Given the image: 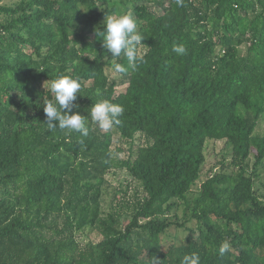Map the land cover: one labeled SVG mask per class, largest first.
Instances as JSON below:
<instances>
[{
	"label": "trees",
	"instance_id": "16d2710c",
	"mask_svg": "<svg viewBox=\"0 0 264 264\" xmlns=\"http://www.w3.org/2000/svg\"><path fill=\"white\" fill-rule=\"evenodd\" d=\"M4 1L0 264H181L193 253L200 264H264V0ZM125 13L145 37L144 63L110 78L107 68L127 60L104 52L94 29ZM63 75L81 84L73 112L86 117L88 137L46 124L43 100L54 97L41 82ZM105 99L124 108L113 126L129 143L123 158L90 116ZM139 134L148 142L136 147ZM208 140L228 150L203 177ZM112 168L143 191L117 193L104 215ZM180 201L196 228L163 248V236L184 226L170 215ZM88 228L99 236L81 243Z\"/></svg>",
	"mask_w": 264,
	"mask_h": 264
},
{
	"label": "clouds",
	"instance_id": "9594fccd",
	"mask_svg": "<svg viewBox=\"0 0 264 264\" xmlns=\"http://www.w3.org/2000/svg\"><path fill=\"white\" fill-rule=\"evenodd\" d=\"M175 2L178 6H183V0H175ZM102 24L104 30L101 31L99 27H96L94 34L96 39L102 38L104 52L115 58L123 56L127 60V67L121 63L113 64V71L121 74L127 73L129 69L135 71L139 65L144 63V56L139 53V50L145 40V37L138 31L136 19L128 13L112 14L105 16ZM172 51L180 56L187 54L183 44L174 43ZM80 90L79 80L68 75L59 76L48 84V91L54 97V100H43V111L49 129L58 128L65 133H79L82 137L89 136L86 117L73 112V109L78 107L74 102L78 96H81ZM123 113L122 105L113 104L105 99L91 106L90 116L99 129L108 131L114 125L121 123L120 117ZM229 247V244L224 242L220 246V254H225ZM159 261L154 257L150 264H159ZM181 264H200V257L193 253L185 256Z\"/></svg>",
	"mask_w": 264,
	"mask_h": 264
},
{
	"label": "rangeland",
	"instance_id": "374dc122",
	"mask_svg": "<svg viewBox=\"0 0 264 264\" xmlns=\"http://www.w3.org/2000/svg\"><path fill=\"white\" fill-rule=\"evenodd\" d=\"M16 0H6L3 3L6 4H14ZM125 7V6H123ZM126 8V7H125ZM1 17V16H0ZM139 52H143V49L141 48ZM107 73L110 78H116L118 77L119 73H116L113 71L112 67L107 68ZM46 82V83H45ZM47 86L49 83L47 80H44L41 82L40 86ZM124 87H120L119 89H123ZM262 125L258 128L257 132L259 134L264 133V123H261ZM104 131V130H103ZM113 133V141H112V149L116 151L118 148H122L123 151L118 152L119 158H123L126 155H128V149H129V143L127 140L122 138L120 134L115 132V129H111ZM148 141L145 140L144 137H142L141 134L136 136L135 140V146L139 147L141 145H146ZM137 148H135L136 150ZM228 149L225 147V142L223 140H208L206 143V154H207V161L204 164L202 175L203 177L207 172L210 171L211 168L215 167V163L220 159V154L226 152ZM227 161H230V157H227ZM261 172V178L264 180V166L261 167L259 170ZM106 182L103 185V194H102V212L104 215L110 213L112 211V205L114 197L117 193H121L125 190L129 191V197H133L134 192L143 191L140 184L132 179V177L128 174L127 170L121 169V168H112L110 169L107 174L105 175ZM197 186H199V182L197 183ZM198 187H195L192 194H189L188 197L192 198L195 195V192ZM261 192L264 193V186L261 189ZM140 193V194H141ZM180 205L170 214L172 216L177 217L179 223H184V226H173L170 231L169 235L165 234L163 236V248H165L170 243L175 244H183L187 242V237L190 233V228H196V223L194 220L187 219L185 217V208L186 204L184 202L179 203ZM174 218V217H173ZM128 218H125L123 221V224L128 223ZM99 234L96 230L93 229H86L81 233L77 234V239L81 243H86L89 240H97Z\"/></svg>",
	"mask_w": 264,
	"mask_h": 264
}]
</instances>
